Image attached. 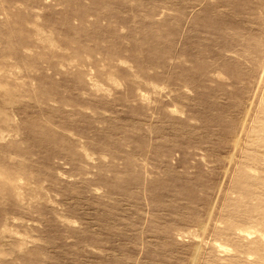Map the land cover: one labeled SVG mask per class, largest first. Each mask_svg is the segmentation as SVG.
I'll use <instances>...</instances> for the list:
<instances>
[{"label":"rangeland","instance_id":"rangeland-1","mask_svg":"<svg viewBox=\"0 0 264 264\" xmlns=\"http://www.w3.org/2000/svg\"><path fill=\"white\" fill-rule=\"evenodd\" d=\"M0 264H264V0H0Z\"/></svg>","mask_w":264,"mask_h":264}]
</instances>
